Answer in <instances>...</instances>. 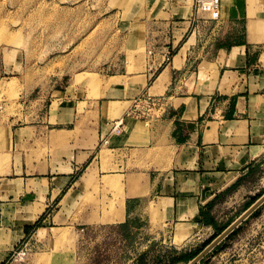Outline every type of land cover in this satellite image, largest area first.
Here are the masks:
<instances>
[{
    "label": "crops",
    "instance_id": "0c3cea01",
    "mask_svg": "<svg viewBox=\"0 0 264 264\" xmlns=\"http://www.w3.org/2000/svg\"><path fill=\"white\" fill-rule=\"evenodd\" d=\"M175 7L181 16L168 6L140 22L142 46L93 90L52 89L46 106L22 109L36 125L0 115V264L56 230L113 229L146 253L213 238L245 212L239 195L264 166V0H221L218 20ZM5 76L0 65V86ZM148 97L162 108L128 116Z\"/></svg>",
    "mask_w": 264,
    "mask_h": 264
},
{
    "label": "rangeland",
    "instance_id": "374dc122",
    "mask_svg": "<svg viewBox=\"0 0 264 264\" xmlns=\"http://www.w3.org/2000/svg\"><path fill=\"white\" fill-rule=\"evenodd\" d=\"M172 4L164 0H0V65L10 79L0 86V105L7 104L0 106V115H19L21 127L36 125V119L22 113L46 106L52 89L68 82L74 88L92 75L101 79L116 74L113 65L132 59L140 41L142 46L145 30L140 22H156L168 6L176 17L181 15L175 5L195 8V0ZM115 81L119 80L111 79L110 85ZM89 89H94L92 84ZM263 194L264 166L245 184L237 209ZM82 229L56 230L25 263L170 264L178 254L195 252L212 238L202 230L183 244L179 240L178 245L153 243L142 253L140 246L133 250L123 245L113 229ZM60 235H66V240ZM45 238L44 232L37 237ZM199 264H264V204Z\"/></svg>",
    "mask_w": 264,
    "mask_h": 264
},
{
    "label": "built area",
    "instance_id": "2783aa9c",
    "mask_svg": "<svg viewBox=\"0 0 264 264\" xmlns=\"http://www.w3.org/2000/svg\"><path fill=\"white\" fill-rule=\"evenodd\" d=\"M221 0H195V8L198 12L208 14L212 20H218L220 18ZM142 106L141 110H131L128 116L134 117L140 120H148L150 113L155 108H162L163 103L157 98H144L139 102ZM124 120H118L114 125V132L116 134L121 133ZM29 255L27 247L16 248L13 251L10 260L7 264H13L15 262H24Z\"/></svg>",
    "mask_w": 264,
    "mask_h": 264
},
{
    "label": "water",
    "instance_id": "95a60500",
    "mask_svg": "<svg viewBox=\"0 0 264 264\" xmlns=\"http://www.w3.org/2000/svg\"><path fill=\"white\" fill-rule=\"evenodd\" d=\"M264 204V194L247 209L234 223H232L221 235L213 240L197 257L188 264H199L210 252L219 246L232 232L243 224L255 211Z\"/></svg>",
    "mask_w": 264,
    "mask_h": 264
},
{
    "label": "trees",
    "instance_id": "16d2710c",
    "mask_svg": "<svg viewBox=\"0 0 264 264\" xmlns=\"http://www.w3.org/2000/svg\"><path fill=\"white\" fill-rule=\"evenodd\" d=\"M261 197V195L259 196V197H257V198H255L254 200H252L249 204H245L244 206H243V209H245V211L247 210V209H249L259 198ZM259 211H260V208L257 210V211H255L253 214H252V216L250 217V218H252V217H254L255 215H257L258 213H259ZM249 218V219H250ZM205 219H207V218H205ZM231 225V224H230ZM230 225H227V226H225V227H221V228H218V227H216V233H215V235L213 236V238H211V240L207 243V244H204L203 245V247L202 248H200L199 250H197V251H195V252H192V253H190V254H180V255H178L177 257H175V258H172V260L170 261V264H178V263H186V264H188L190 261H192L195 257H197L214 239H216L219 235H221ZM236 232V230L234 231V232H232L229 236H228V238L230 237V236H232L234 233ZM213 239V240H212Z\"/></svg>",
    "mask_w": 264,
    "mask_h": 264
},
{
    "label": "bare ground",
    "instance_id": "6f19581e",
    "mask_svg": "<svg viewBox=\"0 0 264 264\" xmlns=\"http://www.w3.org/2000/svg\"><path fill=\"white\" fill-rule=\"evenodd\" d=\"M80 77V76H79ZM80 79L81 78H79V79H77V82H79L80 81ZM92 85H98L99 84V82H100V79H99V77H96L95 75H92L91 77H89V80H88ZM113 83H115V82H113ZM115 185V187L117 186L116 185V183L114 184ZM59 235V234H58ZM62 235H60V237H61ZM66 235H63L62 236V239L65 237ZM66 238V237H65ZM64 238V239H65ZM66 240V239H65ZM70 249V248H69ZM67 252H68V250H67ZM46 260H48V259H46Z\"/></svg>",
    "mask_w": 264,
    "mask_h": 264
}]
</instances>
